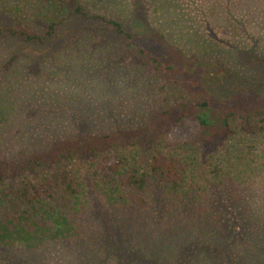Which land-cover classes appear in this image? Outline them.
<instances>
[{
  "label": "rangeland",
  "instance_id": "1",
  "mask_svg": "<svg viewBox=\"0 0 264 264\" xmlns=\"http://www.w3.org/2000/svg\"><path fill=\"white\" fill-rule=\"evenodd\" d=\"M76 1L87 16L103 14L127 28L137 27L136 40L147 49L150 42L143 37L152 38L153 32L163 35L185 59L193 56L223 78L214 82L216 76L204 75L194 83L186 79L164 84L143 65L120 62L123 37L106 23L81 14L70 17L72 6L67 0H0V29L28 27L44 36L50 22L58 23L44 43L0 34V159L79 132L142 128L154 116L164 131L146 143L121 149L140 170L157 152L174 155L187 167L183 199H193L200 189L226 200L229 188L219 185L226 174L229 182L253 187L257 203L264 200L263 135L244 132L238 117L230 116L221 137L207 141L189 125L190 133L182 138L172 135L171 124L159 115L175 103L199 101L202 98L193 95L204 87L216 106H232L239 113L264 106V0ZM134 4L141 6L145 22L133 19ZM94 164V159L85 160L74 169L84 186L76 220L85 213L90 225L80 222L81 237L44 247L40 255L26 256L23 264H119L121 252L113 253L102 241L111 239L108 231L116 228L111 215L114 200L93 189ZM38 176L41 172H32L29 178ZM257 205L254 211L263 212L264 204ZM155 212L157 219L160 214ZM169 223L160 231L154 223L136 229L130 223L125 234L118 231L129 264H211L209 232L198 225ZM215 255L219 259L221 252ZM5 260L0 256V264H8Z\"/></svg>",
  "mask_w": 264,
  "mask_h": 264
},
{
  "label": "trees",
  "instance_id": "2",
  "mask_svg": "<svg viewBox=\"0 0 264 264\" xmlns=\"http://www.w3.org/2000/svg\"><path fill=\"white\" fill-rule=\"evenodd\" d=\"M67 1L68 6H72L70 17L81 14L84 18L106 23L123 37L121 42L124 47L120 48L124 54L118 53L117 57L120 62L141 64L147 73L157 75L164 84H181L186 79L194 83L197 76L204 75L210 78L216 76L214 82L222 80L220 73L201 60L193 56L185 59L182 51L168 43L163 35L153 32L152 38L143 37L150 42L147 49L136 40L139 37L137 27L127 28L103 14L87 16L76 0ZM134 7L130 12L133 19L145 22L141 6L134 4ZM57 25L55 21L50 22L49 31L44 36L28 27L1 28L0 34L5 32L27 42L44 43L55 32ZM137 26L142 27L140 23ZM129 50L135 53L130 55ZM206 89L204 87L193 95L202 98L199 101L175 103L169 110L159 113L171 124L172 135L185 138L190 133L187 130L190 125L199 134L198 137L211 141L228 130V117L237 116L244 132L264 136L263 105L239 113L232 106L213 104ZM181 124L186 127H181ZM163 128L153 116L149 124L142 128L116 129L100 134L79 132L73 138L53 140L52 145L45 141L35 150H22L16 157L0 159V256L6 258L8 264H23L26 256L36 255V252L40 255L45 251L44 247L64 241L70 243L81 237L80 222L90 225V221L85 213L78 215L80 221L76 220L75 211L80 194H84V186L75 177L74 169L78 162L94 159L92 173L96 187L93 189L114 200L111 215L116 221V228L108 231L111 239L102 241H105L106 247H111L113 253L118 255L121 252L119 264H129V260L118 231L125 234L130 223L135 224L132 225L134 229L136 225L154 223L160 231L169 228L166 224H174V221L198 225L199 229L209 232L213 240L212 251L221 252L219 259L213 252L211 264H264V211L260 213L253 209V205L258 207L257 204H264V200L257 203L259 198L254 195L253 187L229 182L230 177L225 174L219 185L223 189L229 188L226 200L212 191H203V194L197 189L200 194L195 196L194 193L193 199L187 201L182 198L187 167L179 157L157 152L149 166L140 170L131 163L130 154L121 151L139 142L153 140L164 131ZM32 172H41V176L29 178ZM221 188L217 192H221ZM184 200L185 204L182 203ZM187 207L191 209L187 211ZM154 209L160 214L158 220ZM220 245L225 249H221ZM11 252L15 254L11 255ZM18 253L20 256L16 255Z\"/></svg>",
  "mask_w": 264,
  "mask_h": 264
}]
</instances>
